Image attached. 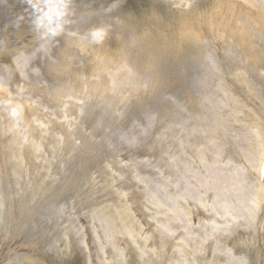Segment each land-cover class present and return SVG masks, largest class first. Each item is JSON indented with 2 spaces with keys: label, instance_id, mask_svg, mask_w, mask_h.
Instances as JSON below:
<instances>
[{
  "label": "clouds",
  "instance_id": "obj_1",
  "mask_svg": "<svg viewBox=\"0 0 264 264\" xmlns=\"http://www.w3.org/2000/svg\"><path fill=\"white\" fill-rule=\"evenodd\" d=\"M32 7L34 10H36L37 12L42 13V15L39 16L38 18V25H42L45 26L49 29V31L55 33L60 25H59V20L60 18L64 15L62 8L63 5H60L59 7L54 6V5H50L48 3L45 4V7L47 8V11H45V7H41L39 0H37V3L32 4ZM55 17L56 20V28H52L50 27L52 22H53V18ZM45 21H47L48 23L45 24Z\"/></svg>",
  "mask_w": 264,
  "mask_h": 264
}]
</instances>
